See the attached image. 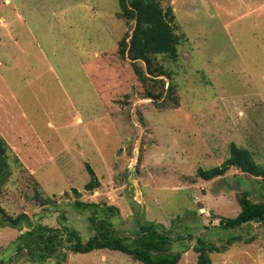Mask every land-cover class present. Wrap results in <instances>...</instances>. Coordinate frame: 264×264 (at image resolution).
Returning a JSON list of instances; mask_svg holds the SVG:
<instances>
[{"label":"rangeland","instance_id":"374dc122","mask_svg":"<svg viewBox=\"0 0 264 264\" xmlns=\"http://www.w3.org/2000/svg\"><path fill=\"white\" fill-rule=\"evenodd\" d=\"M161 2L175 15L177 56H154L165 74L138 60L142 81L118 51L134 27L118 0H0V135L10 148L0 206L33 224L64 217L86 237L90 212L72 202L113 204L123 234L139 219L168 230L174 248L189 244L176 264L197 263L199 234L239 237L211 264H264L263 224L219 225L240 211L242 191L264 200L261 180L236 166L197 174L227 158L231 142L264 164V0ZM86 163L100 182L91 191ZM20 232L0 222V264H30L14 255ZM45 264L143 263L97 249Z\"/></svg>","mask_w":264,"mask_h":264},{"label":"trees","instance_id":"16d2710c","mask_svg":"<svg viewBox=\"0 0 264 264\" xmlns=\"http://www.w3.org/2000/svg\"><path fill=\"white\" fill-rule=\"evenodd\" d=\"M162 0H118L120 13L134 20V27L129 40L122 37L118 42V51L121 56L132 60L134 72L144 81L149 76L137 64L138 60L146 62L149 73L157 70L165 74L161 66L154 65L156 55H167L176 58L177 46L180 41L175 15L170 5L164 7ZM173 84H170L172 87ZM10 148L0 135V187L10 174ZM231 166L238 167L242 172L260 179L264 189V164L256 162L251 152L238 146L234 142L229 144V156L219 165L208 169L198 168L197 174L204 179H211L223 173ZM89 174L84 189L94 190L100 184L93 168L86 163ZM75 193H79L73 188ZM240 211L234 217H219V225L224 228H236L245 223L259 222L264 225V200L254 201L249 197V191L244 190L238 195ZM72 206L79 212L89 210L87 228L89 235L83 237L77 229L66 225L65 218L60 227L49 226L37 222L33 224L26 213L12 216L0 206V222L21 230L12 243L14 255H27L30 264H45L47 259L64 261L67 251L73 253H87L97 249L120 251L132 256L143 264H176L189 244L176 249L169 231H163L159 224L149 221L136 220L137 230L132 234H123L114 227L113 216L118 207L113 204L88 202L75 199ZM25 226V230H23ZM23 230V231H22ZM191 237L192 235L189 234ZM175 239H183L178 235ZM239 237L229 235L221 244L210 242L202 235L196 236L193 249L198 253L196 264H211L209 254L222 252L228 245Z\"/></svg>","mask_w":264,"mask_h":264}]
</instances>
